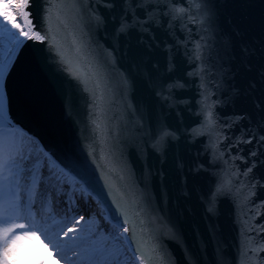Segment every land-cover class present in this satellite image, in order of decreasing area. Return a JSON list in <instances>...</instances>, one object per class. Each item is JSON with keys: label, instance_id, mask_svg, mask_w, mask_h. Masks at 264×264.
I'll use <instances>...</instances> for the list:
<instances>
[{"label": "snow or ice", "instance_id": "1", "mask_svg": "<svg viewBox=\"0 0 264 264\" xmlns=\"http://www.w3.org/2000/svg\"><path fill=\"white\" fill-rule=\"evenodd\" d=\"M0 264H264V0H0Z\"/></svg>", "mask_w": 264, "mask_h": 264}, {"label": "water", "instance_id": "2", "mask_svg": "<svg viewBox=\"0 0 264 264\" xmlns=\"http://www.w3.org/2000/svg\"><path fill=\"white\" fill-rule=\"evenodd\" d=\"M226 3V0H219L220 5H224ZM45 75H48L45 73ZM49 80L51 82V89L49 90V101H50V111L52 114L53 119L58 124V126L61 128L62 131L66 132L67 135L71 138V142L73 145L77 144V141L80 138V134L77 128L73 127L71 121L65 117L64 115V108L70 106V112H71V118L73 120H84L86 121V115L84 110V104L83 99L80 97L79 93L75 92H67L65 95H60L57 92V88L59 85V82L57 79L52 78L49 76ZM117 114H119V111L121 110V105L119 103V100H117V103L113 109ZM11 115L15 116L17 119L22 121V124L27 125V127L32 128L33 132H39L41 136H43L44 141L48 142V135L42 131L40 128L36 127L35 125L29 123L27 120H23L20 116L19 110H18V100L13 95L12 99V109H11ZM84 147L83 144L78 145V150L82 149ZM97 155H100L101 149L99 144L96 146ZM83 158V155H82ZM133 162L136 164L137 168L140 167L139 162L135 161V157H133ZM153 168L159 167V163L157 160L150 159L149 161ZM103 163V161H101ZM90 167H93V165L90 164ZM99 176V173H97V177ZM115 182L123 185L124 181H120L119 177H115ZM100 184L102 185L103 182L100 181ZM106 195V193H105ZM230 222V221H229ZM225 241L228 245V249L230 252H234V248L236 245L239 244V236L237 233V230L235 227H232L228 233V235L225 238Z\"/></svg>", "mask_w": 264, "mask_h": 264}, {"label": "rangeland", "instance_id": "3", "mask_svg": "<svg viewBox=\"0 0 264 264\" xmlns=\"http://www.w3.org/2000/svg\"><path fill=\"white\" fill-rule=\"evenodd\" d=\"M97 210H99V207L97 206Z\"/></svg>", "mask_w": 264, "mask_h": 264}]
</instances>
